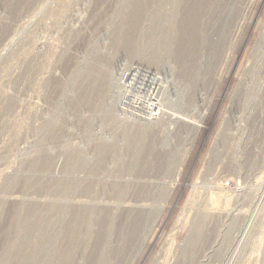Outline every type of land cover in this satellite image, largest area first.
Listing matches in <instances>:
<instances>
[{
  "label": "rangeland",
  "instance_id": "374dc122",
  "mask_svg": "<svg viewBox=\"0 0 264 264\" xmlns=\"http://www.w3.org/2000/svg\"><path fill=\"white\" fill-rule=\"evenodd\" d=\"M10 1H0V197H6L0 224L9 222L22 193L23 198L57 207L66 204L68 210L64 217L48 205L38 211L39 220L54 219L50 222L55 239L24 263L38 264L52 246L47 264L62 259L84 264L98 245L111 258L105 256L103 264H180L184 256H190L187 264H264V0H150L129 23L124 13L132 10V0H30L17 10H12L16 0ZM150 17H155L154 33L149 31ZM222 17L223 26L216 25ZM132 30L139 41L129 49ZM165 32L175 40L170 48L165 47ZM148 45L157 48L156 65L132 55ZM110 65L113 74L137 66L160 72L166 80L163 94L174 99L183 92L184 105L174 110L184 116L181 122L167 113L170 116H163L155 129L130 144L133 131L122 123L143 119L122 111L120 97L112 98L104 80ZM202 111L206 114L197 127L193 120H200ZM112 116L117 117L114 123ZM99 141L111 144V149L102 151ZM133 147L144 150L141 157L133 156ZM44 152L50 162L32 166L31 157ZM102 154L107 161L97 163ZM10 174L33 177L37 184L53 179L57 188H25L23 179L5 188ZM115 181L135 185L134 194H115ZM80 182L89 186L80 187ZM79 202L89 204L82 250L61 227L80 212ZM143 203L146 221L136 228L134 239L128 225L121 229L122 221L134 223L135 210ZM109 217L110 225L105 226ZM197 227L200 238L187 254ZM48 228L32 232L33 249ZM102 239L110 244L99 245ZM2 241L0 237V255ZM8 257L4 263L11 264Z\"/></svg>",
  "mask_w": 264,
  "mask_h": 264
},
{
  "label": "bare ground",
  "instance_id": "6f19581e",
  "mask_svg": "<svg viewBox=\"0 0 264 264\" xmlns=\"http://www.w3.org/2000/svg\"><path fill=\"white\" fill-rule=\"evenodd\" d=\"M1 1V0H0ZM13 2H14V0H12ZM39 1V0H38ZM9 2L11 3V1L9 0ZM21 2H23V3H27V2H30V0H16L15 2H14V9H12V10H17L18 9V7H19V5H20V3ZM91 2V1H90ZM130 2V1H129ZM132 2L134 3L133 4V7H132V10L131 11H129L128 13H124V18H126L125 20H126V22H130V20H132L138 13H139V11L142 9V7L143 6H147L148 4V2H150V0H132ZM201 2V1H200ZM203 2V1H202ZM207 2V1H206ZM222 2H224V1H222ZM37 3V2H36ZM131 3V2H130ZM190 3H192L191 1H190ZM226 3V2H225ZM231 3V2H230ZM28 4V3H27ZM128 4V3H127ZM26 5V4H25ZM92 5V4H91ZM226 5V4H225ZM224 5V6H225ZM27 6V5H26ZM145 6V7H146ZM12 7V6H11ZM226 7V6H225ZM227 7H228V5H227ZM231 7V6H230ZM20 8V7H19ZM22 8H23V6H22ZM21 8V9H22ZM28 8V7H27ZM223 8V7H222ZM232 8V7H231ZM227 9V8H226ZM20 10V9H19ZM18 10V11H19ZM30 10V9H29ZM190 10V9H189ZM228 10H229V8H228ZM227 10V11H228ZM226 11V10H225ZM231 11V10H230ZM151 12V11H150ZM194 12V11H193ZM201 12V11H200ZM14 13V12H13ZM15 13H18V12H16L15 11ZM190 13H191V11H190ZM226 13L227 12H225V14H223V15H226ZM150 13H148V15H149ZM219 14V13H218ZM151 15V14H150ZM227 16V15H226ZM225 16V17H226ZM151 18V17H150ZM153 18H155V17H152L150 20H151V22L149 23L150 25L152 24V26H150V29H149V31H151L152 30V32L154 33V29H153V25H155V22L153 21L154 19ZM222 19H223V17L221 18V19H217V22H216V25H222L224 22L222 21ZM225 19V18H224ZM2 20V19H1ZM222 21V22H221ZM225 21H226V19H225ZM123 22H125V21H123ZM225 25V24H224ZM1 26V25H0ZM5 26V25H4ZM127 26V25H126ZM183 26V25H182ZM223 26V25H222ZM222 26H220V27H222ZM6 27V26H5ZM7 28V27H6ZM216 28V27H215ZM131 29H133V28H131ZM186 29V28H185ZM221 29H223V28H221ZM154 30V31H153ZM121 31V30H120ZM134 30H132L131 31V33H132V39H133V41L131 40H129L128 41V43H129V45H130V48L129 49H131V46H133V47H135L134 45H136L137 46V44H138V41L139 40H137L135 37H136V33H135V31L133 32ZM185 31V30H184ZM156 32V31H155ZM186 33V32H185ZM3 34V33H2ZM152 34V33H151ZM165 34H166V32H165ZM11 35V34H10ZM13 35V34H12ZM11 35V36H12ZM173 35V34H172ZM130 36V35H129ZM163 36H164V34H163ZM166 37H164L163 38V40L165 41V43H166V45H165V47L166 48H170V45L172 44V41L174 42L175 40H173V37L171 38L170 36L171 35H169V37H168V33L165 35ZM185 36V35H184ZM187 36H188V34H187ZM8 38V37H7ZM127 38V37H126ZM154 38V37H153ZM131 39V38H130ZM185 39V38H184ZM128 40V39H127ZM162 40V39H161ZM163 41V42H164ZM12 42V41H11ZM120 42V41H119ZM162 42V43H163ZM184 42V41H183ZM216 42V41H215ZM126 43V42H125ZM127 43V44H128ZM124 44V43H123ZM170 44V45H169ZM147 45V44H146ZM163 45V44H162ZM169 45V46H168ZM178 45V44H177ZM185 45V44H184ZM188 45V44H187ZM213 45H215L216 46V44H214L213 43ZM213 45L211 46V47H213ZM7 46V45H6ZM128 46V45H127ZM186 46V45H185ZM189 46V45H188ZM163 47V46H162ZM209 47V46H208ZM210 47V48H211ZM136 48V47H135ZM135 48H132V50L133 49H135ZM140 48H137L136 50H134V52L132 53V55L134 56V58L136 57V58H138L140 61H142V62H144V63H147L148 65H156L157 63H158V57H157V55H156V51H157V48H155V46H149L148 45V47H146V46H144L143 48H142V50H139ZM1 50V49H0ZM168 50V49H167ZM124 51H126V50H124ZM130 51V50H129ZM208 52H207V60L209 61L210 60V57H209V52L211 51V49L209 50H207ZM126 52H128V51H126ZM184 52H185V50H184ZM179 53V52H178ZM183 53V52H182ZM126 54H128V53H126ZM130 55V54H129ZM132 55L131 56H129V57H131L132 58ZM114 59V58H113ZM112 60V59H111ZM206 60V59H205ZM212 60V59H211ZM114 62V61H113ZM93 63V62H92ZM151 67V66H150ZM107 68V67H106ZM88 69V68H87ZM91 69V68H90ZM105 70V72H104V80L106 81V83L107 82H109V84H110V89H112V91H113V94H112V98H118L119 99V97H120V99L119 100H121V104H120V108H121V110L122 111H124V112H127L128 114H130V115H132L134 118H138V119H136V120H140V119H143V120H140V121H133V120H129V121H126L125 120V123H122V124H124V125H126V123H128L127 125H126V127L128 128V129H130L131 131H133V133L131 134V143L130 144H132L133 145V143L134 142H137L136 141V139L138 140L139 138H141L142 137V135L144 134V133H146L147 131H152L153 130V128L156 126V124L158 123V122H160V120L163 118V116H166V115H169L170 116V114H173L174 115V119L176 120V123H179V122H181V119L184 117H182V115H178V113H176L175 111L176 110H179V108H181L183 105H184V101H183V92H179L177 95H176V97L174 98V99H172V98H170V96L169 95H167V93H166V95L165 94H163V90H164V87H166V86H164V83H163V81L164 82H166V80H163L161 77V73L159 74L158 72H151V71H149V70H146V69H144V68H141V67H139V66H137V67H135V69H133V67H131V68H129V69H127V70H129V71H131L130 73L132 74L131 75V77L129 78V80H125V83L124 84H122L123 82H122V79L124 80V73L126 72V70H122L121 72H119L120 70H121V68H119L117 71L119 72H116V74H113L114 73V66H112V65H110L107 69H104ZM85 71V70H84ZM94 71V70H93ZM89 74H91L90 72H88ZM83 74V73H82ZM95 74V73H94ZM118 74H119V76H118ZM81 75V74H80ZM79 75V76H80ZM98 75V74H97ZM161 77H160V76ZM78 76V75H77ZM84 76V75H83ZM92 76V75H91ZM116 76H118L117 78H116ZM164 77H166V76H164ZM81 78V77H80ZM87 78H89V75H88V77ZM91 78V77H90ZM167 79V78H166ZM85 80V79H84ZM168 80V79H167ZM104 81V82H105ZM168 82V81H167ZM117 83H118V85H117ZM165 96H169V98L168 97H165ZM165 98V99H164ZM168 100H169V102H168ZM168 102V103H167ZM164 107V108H163ZM151 108V109H150ZM167 108H169V110L170 109H172L173 111L172 112H169L168 110H167ZM147 110H149V111H147ZM175 110V111H174ZM153 111V112H152ZM155 111V112H154ZM167 113H170V114H167ZM162 114V115H161ZM205 114H206V112L205 111H202V113H200V120H193L196 124V126L197 127H199V126H201V121H202V119L205 117ZM113 115H115V114H113ZM129 115V116H130ZM118 116V118H120V119H122V116H120V115H117ZM128 117V116H127ZM112 122L114 121V122H116L115 120H116V118L114 117V116H112ZM113 122V123H114ZM120 122V121H119ZM122 122H123V120H122ZM121 123V122H120ZM118 124V123H117ZM119 125V124H118ZM158 126V125H157ZM156 126V127H157ZM184 126V125H183ZM155 129V128H154ZM54 132H55V130H54ZM105 140H107V138L105 139ZM102 142V141H101ZM100 141H99V143H101ZM106 142H108V141H106ZM112 142V141H111ZM130 142V141H129ZM113 145V144H112ZM134 145H136V144H134ZM50 147V146H49ZM98 147L100 148V147H102V151H109V149H111V144H106V143H101V144H98ZM133 149H135L132 153H133V156L134 157H141L142 156V154L141 153H143V151L142 152H140V150H138L137 148H134L133 147ZM151 149V152H152V148H150ZM131 150H132V148H131ZM41 151V150H40ZM151 152H148L149 154L151 153ZM33 153V152H32ZM46 153V154H45ZM49 153V152H48ZM51 154V153H50ZM54 154V153H53ZM149 154H148V156H149ZM158 154V153H157ZM156 154V155H157ZM58 155V154H57ZM151 155V154H150ZM101 157H98V159H97V163H100V164H102V163H104V162H106L107 160L104 158H102V156H105V154H102V155H100ZM108 156V155H107ZM159 156H161L160 154H159ZM164 157H166L167 155L165 154V155H163ZM162 156V157H163ZM168 157H169V155H168ZM167 157V160L165 161V160H163V161H165V163L166 162H168V158ZM171 157V156H170ZM50 158H51V156L49 155V154H47V152H44V153H42V154H38L37 156H35L34 157V155H33V157H31V163L30 164H32V166H40L41 165V167L42 166H44V165H47L49 162H50ZM161 158V157H160ZM159 158V159H160ZM184 159V158H183ZM106 160V161H105ZM251 160V159H250ZM249 160V161H250ZM162 160L161 161H159L160 163H164ZM183 161V160H182ZM29 162V161H28ZM158 162V163H159ZM27 163V162H26ZM68 163H70L69 161H68ZM159 163V164H160ZM251 163L252 162H250V165H251ZM71 164V163H70ZM99 165V164H98ZM120 165H122V166H124V163L123 162H120ZM50 166V165H49ZM99 166H101V165H99ZM163 166V165H162ZM36 168V167H35ZM47 168V167H46ZM48 169V168H47ZM248 169V168H247ZM250 169V168H249ZM44 170V169H43ZM46 171V170H45ZM44 172V171H43ZM54 172V171H53ZM156 173V172H155ZM49 174H51V173H49ZM48 174V175H49ZM53 174V173H52ZM5 176V175H4ZM22 176V175H21ZM21 176H18V175H15V174H13V175H11L10 174V176L7 178V182H6V184H5V188L6 187H13L12 185H17V183L20 181V180H22L23 179V187H25V188H28L29 186H36V187H40V190L39 191H41V189L44 187V189H48V190H50L51 189V192H53V190L54 189H56L57 187H55V182L53 181V176H51L52 178V180L51 181H49L48 183H44V182H42L43 184H37L36 182H37V180H35V179H33V177H30V176H23L22 177V179H21ZM56 177V176H55ZM154 177V176H153ZM56 180V179H55ZM127 180V179H126ZM146 180V179H145ZM152 180V179H151ZM132 181V180H131ZM139 181V180H138ZM156 181V180H155ZM46 182H47V180H46ZM68 182V181H67ZM86 182V181H85ZM145 182V181H144ZM149 182V181H148ZM57 183H59V182H57ZM61 183V182H60ZM60 183L58 184V185H60ZM66 183V182H65ZM75 183V182H74ZM81 184H79L80 185V187H83V186H85L86 185V187H88L89 186V183H90V181H89V183H87V184H85V183H83V182H80ZM136 183V182H135ZM156 183V182H155ZM64 184V183H63ZM63 184H61V186L63 185ZM68 185H69V187H70V183H67ZM142 184V183H141ZM68 185H63V186H65V187H67V188H69L68 187ZM75 185V184H74ZM138 184H136V186H137ZM149 185V184H148ZM4 186V185H3ZM111 186H112V190L114 191V193L116 194H118V195H120V193H124V195H125V193H127V192H130V191H132L133 190V188H132V186H131V184H130V182H123V184H122V182H119V181H115V182H112V184H111ZM135 186V185H134ZM133 186V187H134ZM10 187V189H12ZM59 188H60V186H58ZM91 187V186H90ZM138 187V186H137ZM136 187V190L137 189H139V188H137ZM32 188V187H31ZM34 188V187H33ZM76 188H77V186H76ZM141 188V187H140ZM146 188V187H145ZM35 189V188H34ZM43 189V190H44ZM53 189V190H52ZM64 189H66V188H64ZM78 189V188H77ZM87 189V188H86ZM22 190H24V189H22ZM29 190H31L30 188H29ZM47 190V191H48ZM58 190V189H57ZM143 190V189H142ZM2 191V190H1ZM26 192H27V190H25ZM24 191V192H25ZM38 191V192H39ZM46 191V190H45ZM59 191V190H58ZM83 191V190H82ZM84 191H85V189H84ZM89 191V190H88ZM140 191V190H139ZM138 191V192H139ZM144 191V190H143ZM148 191V190H147ZM6 192V191H5ZM31 192H32V190H31ZM44 192V191H43ZM50 191H48L47 193H49ZM99 192V191H98ZM133 192V191H132ZM137 192V193H138ZM141 192V191H140ZM7 193V192H6ZM5 193V194H6ZM34 193V192H33ZM41 193V192H40ZM45 193V192H44ZM44 193H42V195L41 196H43V194ZM85 193H86V191H85ZM136 193V192H135ZM136 193V194H137ZM144 193V192H143ZM10 194V193H9ZM24 193H22L21 194V197H17L16 198V200H17V204H16V206H15V209L13 210V212H12V217L10 218V220H9V222L6 224V226H3L2 227V225L0 224V237L1 238H3V241H2V245H1V250H2V252H1V255H0V264H6V263H4L6 260H7V256H10V257H8L9 259L8 260H11L12 262H14V264H25L24 263V261H27L28 259H25V258H27V257H29V256H33L34 254H41V252H43V251H45V249H48L49 248V245L50 244H52L53 243V241H54V239H55V235H54V233L56 232L55 231V228H53V230H52V226H51V223L52 222H50V220H52V219H47V217L45 218L44 217V219H46V220H48V221H44L43 220V218H42V220L43 221H41V220H39V216H38V211H40V209L42 208V207H44L45 208V206L46 205H48V208L49 209H53L54 210V208H56V210L58 211L59 210V212H61L62 213V215H63V217H64V215L66 216V215H68V210H67V208H66V204H61L62 205V207L60 206V205H58V207L56 206L57 204H55V203H53V202H47V203H43V202H40L39 200H37V199H35V198H23L22 197V195H23ZM32 194V193H31ZM30 194V195H31ZM35 194H36V192H35ZM34 194V196L37 198V196L39 195H35ZM84 193H82L81 195H83ZM114 194V195H115ZM121 194V195H122ZM131 194V193H130ZM133 194H134V192H133ZM3 195H4V193H3ZM7 195V194H6ZM26 195V194H25ZM86 195V194H85ZM138 195V194H137ZM140 195V194H139ZM143 195V194H142ZM141 195V196H142ZM2 196V195H1ZM28 196H29V194H28ZM33 196V197H34ZM40 196V195H39ZM46 196H49L48 198H50V195L49 194H46ZM52 196V195H51ZM127 196V195H126ZM133 196V195H132ZM147 196V195H146ZM8 197V196H7ZM30 197V196H29ZM82 197V196H81ZM84 197V196H83ZM130 197V196H129ZM136 197V196H135ZM20 198V199H19ZM44 198V197H43ZM116 198V197H115ZM120 198V197H119ZM118 198V199H119ZM137 198H138V196H137ZM146 198V197H145ZM148 198V197H147ZM5 199H6V197H4V196H2V197H0V209L5 205ZM42 199V198H41ZM40 199V200H41ZM83 199V198H82ZM136 199V198H135ZM140 199H141V197H140ZM44 200H46V199H44ZM53 200H55L54 198H53ZM53 200H49V201H53ZM57 200V199H56ZM94 200V199H93ZM93 200H91V201H93ZM117 200V199H116ZM115 200V201H116ZM122 200V199H121ZM131 200V199H130ZM133 200V199H132ZM48 201V200H47ZM61 201V200H60ZM112 201V200H111ZM114 201V202H115ZM128 201V200H127ZM46 202V201H45ZM55 202V201H54ZM63 202V201H62ZM109 202V201H108ZM107 202V203H108ZM113 202V203H114ZM210 202V201H209ZM78 203V202H77ZM83 203V202H82ZM92 203V202H91ZM106 203V204H107ZM145 203H146V201H145ZM145 203H143V205H141V204H139L140 206H138L139 208L137 209L136 208V212H137V214H136V216L134 217V219H135V222L133 223V221H131V220H129V221H131L132 222V224H130L129 223V221L127 222V223H125V222H123L124 221V219H123V221H122V227H121V229L123 228V227H126V225H128V227H126V228H129L130 229V233H129V235L131 234V237H132V235H133V237L134 236H136V235H134V232L135 231H138V230H136V228L137 229H139L142 225V223L144 222V220H145V218H146V204ZM150 203V202H149ZM76 204V203H75ZM79 204H81V202H79ZM93 204V203H92ZM98 204V203H97ZM101 204V203H100ZM127 204H128V202H127ZM126 204V205H127ZM130 204V203H129ZM129 204H128V206H129ZM132 204V203H131ZM130 204V205H131ZM148 204V203H147ZM74 205V204H73ZM82 205V208L80 209V206H78L79 207V210H80V212H78V213H73L71 216H72V221H70L69 223H67L66 224V222L65 223H63V225L61 226L62 227V229H63V231H64V233L65 234H67V236L68 235H72V237L71 236H68V237H71V239H70V242L72 243V244H74V243H76L77 245H79V247H81L80 245H85V244H87V239H86V237H84V236H86V235H84V233H83V224L85 223V219H86V217H88V216H86L85 217V215H88V214H86L87 212L86 211H88V207H89V204H87V203H83V204H81ZM109 205V204H108ZM111 205V204H110ZM134 205V204H133ZM56 206V207H55ZM70 206V205H69ZM91 206V205H90ZM113 206V205H112ZM116 206V205H115ZM119 206V205H118ZM77 207V206H76ZM75 207V208H76ZM92 207V206H91ZM95 207H96V204H95ZM105 207V206H104ZM131 207V209H132V206H130ZM134 207V206H133ZM136 207V206H135ZM73 208V207H72ZM97 209H98V207H96ZM100 208V207H99ZM102 208H103V205H102ZM101 208V210H103ZM106 208H108V207H106ZM150 208V207H149ZM74 209V208H73ZM77 209V208H76ZM75 209V210H76ZM85 209H87V210H85ZM124 210H125V208H123ZM127 209V208H126ZM78 210V211H79ZM129 211H130V209H128ZM49 211V210H48ZM55 211V210H54ZM71 211V210H70ZM90 211L92 212L93 210L92 209H90ZM109 210H107V212H108ZM111 211V210H110ZM56 212V211H55ZM74 212V211H73ZM104 212H106V211H104ZM122 212V211H121ZM125 212H126V210H125ZM134 212V211H133ZM133 212H129V214L131 213H133ZM135 212V213H136ZM100 213H102V212H100ZM124 213V212H123ZM59 214V213H58ZM104 215H107V213L105 214V213H103ZM126 214V213H125ZM125 214H124V217H125ZM128 214V213H127ZM134 214V213H133ZM109 215V214H108ZM108 215L106 216V217H108ZM111 216H113L112 214H110ZM121 215V214H120ZM102 216V215H101ZM116 217H118L117 215H116ZM127 218H129L130 217V215H129V217L128 216H126ZM105 218V217H104ZM104 218L103 219H101V221L103 220L104 221ZM114 218H115V214H114ZM131 218V217H130ZM41 219V218H40ZM107 219H110V217L109 218H106V221L105 222H103L104 224L107 222ZM118 219H119V223H120V220H122V218H119L118 217ZM133 219V218H132ZM54 220V219H53ZM87 220H88V218H87ZM100 221V222H101ZM111 221V220H110ZM109 221V222H110ZM115 221V220H114ZM146 221V220H145ZM235 221V220H234ZM234 221H233V224H234ZM87 222V221H86ZM99 222V223H100ZM109 222H107V223H109ZM202 222V221H201ZM106 223V224H107ZM235 223H236V221H235ZM58 224V223H57ZM106 224H105V226H106ZM117 224V223H116ZM53 225H54V222H53ZM101 226H103L102 225V223L100 224ZM107 225H110V224H107ZM115 225V224H114ZM112 226V225H111ZM199 226V225H198ZM45 227H49L48 228V230L47 231H43V234H42V232H41V237H40V241H39V243H37V242H35L36 244H38V246L36 247V244H34L35 245V247H34V249L32 248V246H31V244H33L34 242H30L29 241V238H30V235L32 234V232L35 230H39V231H41L43 228H45ZM100 227V226H99ZM104 227V226H103ZM108 227H110V226H108ZM119 227V226H118ZM105 228V227H104ZM199 227H197V232H196V234L192 237L191 236V238L192 239H190V247L188 248V251H187V254H191V251H192V247H191V245L194 247V243H196L197 241H196V239L198 238H200V237H198L200 234H201V231H200V229H198ZM87 229H90V227H88L87 226ZM114 229V228H113ZM86 230V229H85ZM84 230V231H85ZM110 230H111V227H110ZM124 230V229H123ZM126 230V229H125ZM202 230H203V228H202ZM53 231H54V233H53ZM81 231H82V233L83 234H81ZM141 231V230H140ZM37 232V231H36ZM86 232V231H85ZM119 232V231H118ZM124 232V231H123ZM128 232H129V230H128ZM127 232V233H128ZM87 233V232H86ZM194 233H195V231H194ZM193 233V234H194ZM35 234V233H34ZM88 234H92V233H90V231H89V233ZM135 234H136V232H135ZM37 235V234H36ZM128 235V234H127ZM128 235V236H129ZM59 236V235H58ZM89 238H90V235H87ZM34 236H32V238H33ZM91 237H92V235H91ZM99 237V236H98ZM97 237V238H98ZM100 237H104V236H100ZM132 237V238H133ZM36 238V237H35ZM59 238V237H58ZM67 238V237H66ZM97 238L94 240V241H96L97 240ZM104 239V238H103ZM102 239V240H103ZM106 239V238H105ZM134 239H135V237H134ZM33 240V239H32ZM36 240H38L37 238H36ZM98 240H99V238H98ZM108 240V239H107ZM34 241V240H33ZM66 241H69L68 240V238L66 239ZM99 241H101V240H99ZM104 241H106V240H103L102 242H100V243H102V244H99V245H102L103 247H104V244H103V242ZM196 241V242H195ZM63 242H64V240H63ZM90 242V241H89ZM31 243V244H30ZM66 243V242H65ZM69 243V242H68ZM93 243H95V245L94 246H96V243H97V241L96 242H93ZM104 243H106V242H104ZM110 244V240H108V242L106 243V244ZM112 243H114V242H112ZM63 245V244H62ZM66 245V244H65ZM69 245H71L70 243H69ZM77 245L75 246V248L77 247ZM112 245V244H111ZM54 246V245H53ZM72 246V245H71ZM113 246H114V244H113ZM112 246V247H113ZM61 247V246H60ZM70 247V246H69ZM79 247L77 248V249H79ZM98 247V245L96 246V250L98 249L97 248ZM103 247H101V248H103ZM111 247V246H110ZM66 249L67 248V245H66V247H63V249ZM71 248V250H72V248H73V246L72 247H70ZM84 248V247H83ZM99 248H100V246H99ZM100 248V249H101ZM105 248H106V245H105ZM116 248V247H115ZM61 249H62V247H61ZM62 249V250H63ZM69 249V248H68ZM86 249H87V247H86ZM86 249H85V252H87L86 251ZM112 249V251H113V249L114 248H111ZM70 250V249H69ZM68 250V251H69ZM81 250H82V247H81ZM88 250V249H87ZM94 250L95 249H93L92 251H90L91 252V254H92V256H87V258H89V259H86L87 261H89V264H103L104 263V261H105V256L106 255H104V254H102L101 252V250H103V249H101V250H99V256H95L94 255ZM95 250V251H96ZM110 250V248H107V255H108V251ZM115 250V249H114ZM60 251V250H59ZM64 251V250H63ZM68 251H67V253H68ZM193 251H194V249H193ZM51 252H52V246H51V248L48 250V251H46V255L45 254H43V255H41V256H44L43 258H39V260H38V264H47V263H49V261H50V256H51ZM62 253V252H61ZM61 253H59V255L61 254ZM63 253H65V252H63ZM62 253V254H63ZM67 253H65L64 255H66L67 256ZM57 254V253H56ZM56 254H55V256H56ZM61 254V255H62ZM90 254V255H91ZM58 255V254H57ZM94 255V256H93ZM36 256V255H35ZM63 256V255H62ZM62 256H59V257H62ZM69 256V255H68ZM64 257V256H63ZM78 257V256H77ZM107 258L109 257V256H106ZM113 257H115V256H113ZM189 257L190 256H184V260L182 259L181 261L182 262H180V264L182 263V264H187V262H188V260H189ZM57 258V257H56ZM76 258V257H75ZM75 258H73V259H75ZM58 259V258H57ZM56 260V259H55ZM67 259H62V261H60V260H58L57 262H61L62 264H67L68 263V261H66ZM108 260L110 261L111 260V258L109 257L108 258ZM107 260V261H108ZM76 261V260H75ZM87 261H85V263L87 262ZM106 261V262H107ZM12 262H11V264H12ZM53 262V261H52ZM56 262V261H55ZM56 262V263H57ZM71 262V261H70ZM111 262V261H110ZM109 262V264H111ZM56 263H54V264H56ZM60 263V264H61ZM74 263V262H73ZM72 263V264H73ZM84 263V264H85ZM27 264V263H26ZM50 264H53V263H50ZM58 264V263H57ZM69 264V263H68ZM189 264V263H188Z\"/></svg>",
  "mask_w": 264,
  "mask_h": 264
},
{
  "label": "built area",
  "instance_id": "2783aa9c",
  "mask_svg": "<svg viewBox=\"0 0 264 264\" xmlns=\"http://www.w3.org/2000/svg\"><path fill=\"white\" fill-rule=\"evenodd\" d=\"M133 69H135V68H133ZM131 71H129V70H126V72L123 74L124 75V80L122 79V84H124L125 83V80L127 79V80H129V78L131 77V73H130ZM151 109V108H150ZM147 111H149V110H147ZM153 112V111H152ZM155 112V111H154Z\"/></svg>",
  "mask_w": 264,
  "mask_h": 264
}]
</instances>
